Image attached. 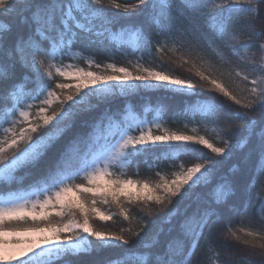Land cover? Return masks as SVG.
Segmentation results:
<instances>
[{
	"label": "snow or ice",
	"instance_id": "snow-or-ice-1",
	"mask_svg": "<svg viewBox=\"0 0 264 264\" xmlns=\"http://www.w3.org/2000/svg\"><path fill=\"white\" fill-rule=\"evenodd\" d=\"M258 185L264 0H0V264H264Z\"/></svg>",
	"mask_w": 264,
	"mask_h": 264
},
{
	"label": "trees",
	"instance_id": "trees-1",
	"mask_svg": "<svg viewBox=\"0 0 264 264\" xmlns=\"http://www.w3.org/2000/svg\"><path fill=\"white\" fill-rule=\"evenodd\" d=\"M18 24V20L15 22ZM162 56L163 59L167 60L169 56L173 57V59H175V55L171 52V51H168L166 50L165 53L163 54H160ZM129 60H135L134 57H124V56H121V55H117L115 57L114 60L112 61H107L105 57L101 56V57H97V62H115L117 64H123L124 66H130L128 64V61ZM68 63H72L73 61L69 60L67 61ZM76 62V61H75ZM147 62V65H151V66H156V64L159 63L158 60H155V61H152V60H149V58L146 56L145 57V60L144 61H141V63H146ZM77 63V62H76ZM95 70V69H93ZM182 75L184 76H189L190 74L187 73V72H182ZM151 98V101H152V106L155 107L157 102L160 101V100H163L164 98V94L163 93H151V94H148ZM133 103L134 104H142L143 103V100L140 98V97H134L133 98ZM149 118L151 119V116H149ZM165 127H168L172 130H180V131H188L189 134H191V131L189 129H184L183 128V123L184 121L181 119L179 123H176V124H173L171 122V120L169 119V117H165V120L163 121ZM246 151V150H245ZM242 156H243V152L237 154V156H235L234 158H232L231 160L227 161L225 164H224V167L222 169V173H227L228 172V169L232 167L233 164H236V165H242ZM183 159H190V158H183ZM148 163H153V161L151 159H149ZM169 164L173 163V162H168ZM168 165L167 164H160L156 169H154V171H160L161 169L163 168H167ZM170 171L172 170H175V169H169ZM137 173V168L135 165H133L132 167L129 168V171H128V175H132L134 178H155L154 174H153V171H149L148 168H147V165H145L143 163V159H141V162H140V165H139V177H136V174ZM257 195H264V189H261L260 185L257 186ZM69 217H65V219H68ZM58 219V218H57ZM97 226H101L100 225V222H97ZM236 226H239V227H243L242 224H239V222H237V225ZM166 227V226H165Z\"/></svg>",
	"mask_w": 264,
	"mask_h": 264
},
{
	"label": "rangeland",
	"instance_id": "rangeland-1",
	"mask_svg": "<svg viewBox=\"0 0 264 264\" xmlns=\"http://www.w3.org/2000/svg\"><path fill=\"white\" fill-rule=\"evenodd\" d=\"M77 63H80L81 64V66H86V61H76ZM191 127H193V125L192 124H189V127H188V129L190 130L191 129ZM170 129V128H169ZM170 130H172V129H170ZM156 134H159V133H156ZM128 171H129V169L127 170V173H128ZM106 207V206H105ZM70 218V217H69ZM68 218V219H69Z\"/></svg>",
	"mask_w": 264,
	"mask_h": 264
}]
</instances>
